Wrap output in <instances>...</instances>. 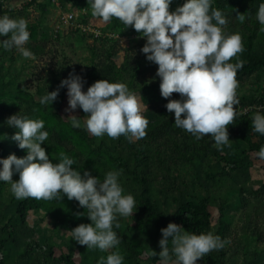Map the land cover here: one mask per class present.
<instances>
[{
	"label": "rangeland",
	"instance_id": "rangeland-1",
	"mask_svg": "<svg viewBox=\"0 0 264 264\" xmlns=\"http://www.w3.org/2000/svg\"><path fill=\"white\" fill-rule=\"evenodd\" d=\"M184 2L171 0L169 11ZM59 3L63 11L77 12L85 24L100 29L103 37L94 39L78 32L58 31V8L53 0H0V15L13 10L17 16L12 18H24L36 26L29 31L30 39L25 45L34 59H25L15 49L0 48V122L9 137L3 156L27 154L24 149L16 152L11 143L16 129L6 124L9 116L19 113L43 120L49 136L42 147L54 163L59 162L63 152L76 161L72 167L81 175L87 170L103 180L109 171H120L119 182L125 194L134 196L137 208L133 216L118 219L121 226L114 231L121 242L117 248L109 252L89 250L71 238L73 224L68 212L74 208L85 211L78 201L69 200L66 195L62 200H42L47 209L31 210L23 220L17 213V199L10 192V184L0 182V264H68L69 256L74 264H99L113 251L124 257V264H160L159 257L151 255L152 250L159 253L160 230L169 222L177 223L174 216L179 211L188 219L209 213L211 226L206 233L230 241L223 249L200 258L197 264H264V160L256 155L261 147L250 148L229 126L231 146L220 151L209 135L196 140L174 122L164 125L169 117L163 114L167 99L160 93L158 65L140 51L146 37H139L131 26L125 28L118 19L105 23L93 17L87 0ZM237 3L223 13L228 20L225 32L239 33L243 41L244 51L230 61H244L236 75L237 96L240 106L259 105L264 103V57H253L249 62L244 52L249 44L253 52L261 54L264 50V32L259 31L256 19L264 0ZM237 12L246 16L243 24L236 20ZM93 65L102 77L125 83L137 97L142 114L149 121L144 138L133 142L124 136L97 138L83 127L73 128L65 111L66 87L60 88L51 105L38 102L39 97L56 90L60 81L73 72L83 78L86 91L92 82L84 72ZM73 114L82 121L86 119L80 108ZM154 128L160 131L156 138L149 139ZM201 140L211 143V149L198 155L195 148ZM136 150L146 153L138 163L134 158ZM141 177L148 182L149 200L157 215L144 209ZM13 179L18 180L19 174L14 173ZM177 224L199 234L183 220Z\"/></svg>",
	"mask_w": 264,
	"mask_h": 264
},
{
	"label": "clouds",
	"instance_id": "clouds-1",
	"mask_svg": "<svg viewBox=\"0 0 264 264\" xmlns=\"http://www.w3.org/2000/svg\"><path fill=\"white\" fill-rule=\"evenodd\" d=\"M93 17L108 22L118 19L125 28L131 26L146 37L140 51L156 65L160 78V93L169 98L178 93L180 99H170L165 107L174 113V125L196 140L209 135L214 147L223 151L230 147L228 126L238 115L237 71L244 66L243 60L230 62L244 51L242 36L228 34V20L221 10L213 8V0H185L174 11H169L171 0H87ZM236 20L243 24L246 16L237 12ZM256 19L259 31L264 32V3L259 5ZM99 35V33H97ZM0 48L15 49L25 59H34L25 45L29 42L28 22L24 18L0 15ZM138 37V38H139ZM85 81L73 73L60 81L56 90L39 97L41 105H51L58 97L60 88H67L69 113L67 120L73 128L83 127L91 135L111 139L120 136L130 142L146 136L149 121L142 114L137 97L122 82L100 79L86 91ZM80 108L86 119L73 114ZM6 124L16 129L11 139L27 154L17 157L10 154L0 157V182L10 184V192L17 200H62L66 195L75 199L85 209L77 217L87 216L90 223H81L71 229V238L87 249L103 252L115 249L120 238L119 218L133 216L137 208L132 194H125L119 182L120 171H109L103 180L85 170L83 175L72 166L76 161L61 152L59 162L54 163L42 144L49 133L44 121L13 114ZM254 132L264 135V112L257 111L251 117ZM257 157L264 160V146ZM14 173L19 179L14 180ZM167 214H173L168 212ZM159 240L160 264H197L198 260L213 251L221 250L229 240L221 239L212 232L190 233L182 225L169 222L161 230ZM99 264H124V257L116 251L101 258Z\"/></svg>",
	"mask_w": 264,
	"mask_h": 264
},
{
	"label": "trees",
	"instance_id": "trees-1",
	"mask_svg": "<svg viewBox=\"0 0 264 264\" xmlns=\"http://www.w3.org/2000/svg\"><path fill=\"white\" fill-rule=\"evenodd\" d=\"M232 5L238 6L237 0L235 1L234 0H213L212 7L219 9L222 11V13H224L227 9L232 7ZM3 15L15 17L17 16V13L13 10H5L3 11ZM35 27H36L35 25L33 26V25L28 24L29 31L31 29H35ZM244 53L249 62H252L253 57L254 58H262V56L264 57V50H262L261 54L258 52H253L251 44L247 46ZM84 74L90 79L92 83L100 79H105L104 77H102L100 73H98V70L95 65L85 70ZM170 99H180V96L178 93H173L171 97L167 98L166 103ZM239 106H240L239 104L237 106H234L236 107L237 112H239ZM243 106H246V105L244 104ZM148 110L150 111V109ZM256 112L257 111H248L247 113H245V115H238L236 117L234 124H230L229 128L234 130L236 134H238L241 137L242 141L247 143L250 148L257 150L262 145H264V135L254 132L251 127V117ZM163 114L165 117L167 116L169 117V119L164 121L163 123L164 125H167L169 122H174V118H175L174 113H169L166 107H165V110L163 111ZM1 124L2 123L0 122V157L4 158L3 152L5 151V148H7V145H8L7 141L9 137H7L6 132L2 130ZM159 131H160V128L151 129L150 135L148 136L149 139L156 138L157 133ZM200 142H201V145L195 148V152L198 155L206 154L211 149V143L206 142V140H201ZM11 143L14 146V148L17 149L16 150L17 152L20 149L18 147L17 142L11 139ZM134 153H135L134 158L137 161V163L139 162L141 158L146 156V153L144 151L136 150ZM140 181L142 185L144 186V189L142 192V202L145 207L144 209L147 210L149 214L157 215L158 211L153 207V205L151 204L149 200V190L147 188L148 182L145 177H141ZM16 208H17L16 210H17L18 215L23 220H25L29 211L34 210V209H47V205L42 200H36L34 198H26L23 200H17ZM77 212H83V211L81 209L74 208V209H70V212H68V216H69L70 222L73 224V228L78 226L81 223H89L88 222L89 220L85 216L77 217L76 215ZM221 214L223 216V212H221ZM174 219L176 220L177 223H179L180 220H183L185 224H189L191 227L195 228L196 231H198V233H202V232L206 233V231L209 230L211 226V215L209 213L205 214V216H203L202 218H199L194 215L191 219H188L183 215L182 211H179L175 214ZM220 221L222 222L221 219ZM223 231H224V228L223 227L220 228L221 234H223ZM68 259H69L68 264H74L72 257L69 256ZM39 264H47V263L39 262Z\"/></svg>",
	"mask_w": 264,
	"mask_h": 264
},
{
	"label": "built area",
	"instance_id": "built-area-1",
	"mask_svg": "<svg viewBox=\"0 0 264 264\" xmlns=\"http://www.w3.org/2000/svg\"><path fill=\"white\" fill-rule=\"evenodd\" d=\"M53 3L57 6V14H58V31L67 32H78L80 34L90 36L94 39H98L103 37V34L100 29L89 26L84 23V19L82 16L74 11L65 12L62 10L59 0H53ZM99 33V35H97ZM264 110V103L263 104H253L251 106H239V112L247 113L248 111H263Z\"/></svg>",
	"mask_w": 264,
	"mask_h": 264
}]
</instances>
